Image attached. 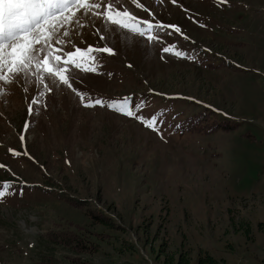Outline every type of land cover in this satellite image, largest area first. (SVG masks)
<instances>
[{
    "label": "rangeland",
    "instance_id": "rangeland-1",
    "mask_svg": "<svg viewBox=\"0 0 264 264\" xmlns=\"http://www.w3.org/2000/svg\"><path fill=\"white\" fill-rule=\"evenodd\" d=\"M119 7L181 33L78 13L55 47H111L96 73L0 81V264H264V0ZM76 92L131 97L159 132Z\"/></svg>",
    "mask_w": 264,
    "mask_h": 264
},
{
    "label": "snow or ice",
    "instance_id": "snow-or-ice-1",
    "mask_svg": "<svg viewBox=\"0 0 264 264\" xmlns=\"http://www.w3.org/2000/svg\"><path fill=\"white\" fill-rule=\"evenodd\" d=\"M219 2L226 3L227 0H219ZM173 3H176V0H173ZM140 6L137 4V7ZM101 9L103 10L100 11ZM78 13L103 17L111 25L140 36L152 32L154 27H171L176 33H181V29L175 25L154 26L149 21H138L129 11L119 7V0H0V81L10 83L13 77L27 74L34 68L37 73L42 72L54 77L68 88H72L69 76L71 68L96 73L98 64L95 63L96 58L92 54L100 52L114 55L111 47L88 46L86 49L75 48L67 52L63 48L55 47L64 43L63 40L58 39V36L68 35L67 31H63L68 25L80 23ZM141 23L147 24V28L142 29ZM148 39L151 40L153 37L148 36ZM174 49L175 45H172L162 50L165 53L171 52L177 57L184 55ZM40 81L43 83V77H40ZM76 95L84 107H106L127 117L136 118L145 127L159 132L158 116L153 115L150 119L138 116L137 110L141 109L143 104L135 103L131 97L106 101L82 92H76ZM39 102V99L32 101L34 104ZM10 151L14 156L22 155L11 149ZM4 168L6 165L0 164V169ZM11 187L10 181L0 182V200L12 194L9 192Z\"/></svg>",
    "mask_w": 264,
    "mask_h": 264
},
{
    "label": "trees",
    "instance_id": "trees-1",
    "mask_svg": "<svg viewBox=\"0 0 264 264\" xmlns=\"http://www.w3.org/2000/svg\"><path fill=\"white\" fill-rule=\"evenodd\" d=\"M175 264H189V260L182 255L175 260ZM195 264H222V263L220 262V260H217L216 258H214L209 254H203L198 256Z\"/></svg>",
    "mask_w": 264,
    "mask_h": 264
},
{
    "label": "bare ground",
    "instance_id": "bare-ground-1",
    "mask_svg": "<svg viewBox=\"0 0 264 264\" xmlns=\"http://www.w3.org/2000/svg\"><path fill=\"white\" fill-rule=\"evenodd\" d=\"M67 29V28H66ZM11 150H13V151H15V152H17V150L16 149H13V148H11ZM12 152V151H11Z\"/></svg>",
    "mask_w": 264,
    "mask_h": 264
}]
</instances>
